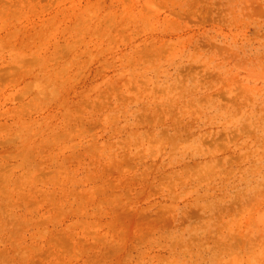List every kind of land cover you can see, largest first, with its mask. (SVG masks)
<instances>
[{
    "label": "rangeland",
    "instance_id": "1",
    "mask_svg": "<svg viewBox=\"0 0 264 264\" xmlns=\"http://www.w3.org/2000/svg\"><path fill=\"white\" fill-rule=\"evenodd\" d=\"M0 264H264V0H0Z\"/></svg>",
    "mask_w": 264,
    "mask_h": 264
}]
</instances>
